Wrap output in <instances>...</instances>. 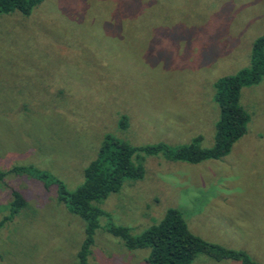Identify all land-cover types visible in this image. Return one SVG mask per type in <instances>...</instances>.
Returning <instances> with one entry per match:
<instances>
[{
	"label": "rangeland",
	"instance_id": "rangeland-1",
	"mask_svg": "<svg viewBox=\"0 0 264 264\" xmlns=\"http://www.w3.org/2000/svg\"><path fill=\"white\" fill-rule=\"evenodd\" d=\"M264 35V0H43L29 14H0V220L12 192L24 206L0 227V264H76L85 221L34 166L68 191L84 179L108 135L170 150L198 135L213 144L214 83L250 65ZM247 130L219 159L172 160L136 151L141 178L92 202L89 264H146L108 224L132 235L181 211L191 232L264 264V78L244 86ZM54 180V181H55ZM191 264H240L198 254Z\"/></svg>",
	"mask_w": 264,
	"mask_h": 264
},
{
	"label": "trees",
	"instance_id": "trees-1",
	"mask_svg": "<svg viewBox=\"0 0 264 264\" xmlns=\"http://www.w3.org/2000/svg\"><path fill=\"white\" fill-rule=\"evenodd\" d=\"M43 0H0V14L19 11L29 14ZM264 78V35L255 38L251 45L250 65L235 74L218 78L214 83V100L219 108L215 123L213 144L200 147V135L192 141L170 150L164 144L153 146H132L123 141L106 136L96 157L84 168L83 182L73 191H68L59 180L49 178L48 174L34 166H14L11 171H24L40 179L45 185L51 181L58 185V199L69 210L85 221V237L77 252L76 264H89L87 260L90 245L93 243L97 218L103 212L92 202L105 199L111 192L118 191L125 178L137 179L143 175V167L133 163L136 151L156 153L165 148L166 156L172 160L199 163L208 159H219L227 155L234 144L247 130L250 116L240 103V91L244 86L258 83ZM3 173L0 172V177ZM9 214L0 220V227L25 205V198L12 192ZM107 231L122 239L129 249L148 247L146 264H191L198 254H205L216 261L230 259L240 264H259L247 253L213 243L191 232L177 208H168L160 221L132 235L128 227L108 224Z\"/></svg>",
	"mask_w": 264,
	"mask_h": 264
},
{
	"label": "crops",
	"instance_id": "crops-1",
	"mask_svg": "<svg viewBox=\"0 0 264 264\" xmlns=\"http://www.w3.org/2000/svg\"><path fill=\"white\" fill-rule=\"evenodd\" d=\"M205 161V160H204Z\"/></svg>",
	"mask_w": 264,
	"mask_h": 264
}]
</instances>
